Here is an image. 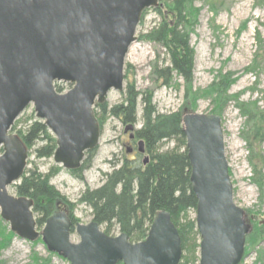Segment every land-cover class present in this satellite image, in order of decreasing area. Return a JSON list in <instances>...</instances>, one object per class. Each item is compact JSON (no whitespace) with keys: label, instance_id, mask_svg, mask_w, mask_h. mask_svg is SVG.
<instances>
[{"label":"water","instance_id":"water-1","mask_svg":"<svg viewBox=\"0 0 264 264\" xmlns=\"http://www.w3.org/2000/svg\"><path fill=\"white\" fill-rule=\"evenodd\" d=\"M158 5L159 0H0L1 217L17 236L32 242L41 237L49 251L70 264L181 261V238L166 211L155 213L144 241L132 243L125 233L109 236L91 221L74 224L79 241L73 243V222L64 210L46 218L38 231L34 201L9 192L27 168L28 147L12 128L30 104L56 137L53 159L64 169H79L99 145L94 107L111 91L124 90L125 59L137 40L141 15ZM59 82L72 87L59 93ZM183 125L197 198L199 264H240L252 227L234 201L221 117L185 109ZM129 131L133 124L126 126ZM143 145L139 141L140 152Z\"/></svg>","mask_w":264,"mask_h":264},{"label":"rangeland","instance_id":"rangeland-1","mask_svg":"<svg viewBox=\"0 0 264 264\" xmlns=\"http://www.w3.org/2000/svg\"><path fill=\"white\" fill-rule=\"evenodd\" d=\"M164 4L159 0L157 7L145 9L141 15L136 30L137 40L132 43L125 59L124 90L111 91L105 103L96 104L94 107L101 126V138L90 166L82 173L83 180L56 164L53 156L39 158L34 151L35 148L45 145L42 141H39L33 149L28 148L26 170L39 171L46 175L50 174L51 169L60 168L51 177L50 183L70 203L74 204V217L81 224H88L93 219L92 209L78 201L83 192L100 187L105 180V175L111 173L125 157L137 159V156L133 154H126L130 139L124 134L126 128L124 121L106 113H103L101 117L102 109L99 106H106L109 111L120 104L125 97L122 93L131 83L135 84L139 92L148 90L152 92L153 102L160 113L182 111L187 103L186 84L182 77L173 72L171 82L165 85L163 79H159L154 72L155 68L160 70L170 67L166 47L159 41L146 37L150 32L157 35L153 30L159 28L162 23H174V18L171 16L167 15L164 18L166 11ZM192 6L199 11L196 15L197 23L190 30V43L194 50L191 89L204 90L217 82L221 76L229 73H233L236 77V81L227 92L228 95L235 97L231 99L220 117L234 201L246 213H249L247 214L252 227L246 238L245 256L240 264H254L257 255L264 252L263 237V240L256 242L253 246L249 241L254 230L253 222L264 224V187L262 191L252 181L253 171L249 161L248 141L251 139L254 122L249 119L248 106H255L256 109L264 111V0H192L190 7ZM56 85L63 88L61 93L72 87V84L63 82ZM212 106L210 97L199 98L194 111H190L211 113ZM141 118L142 104L139 102L137 121L134 124L135 132L142 127ZM36 121L44 123L36 117L35 108L30 104L16 119L15 129L12 132L18 134L19 131H26ZM49 133L56 140L50 130ZM137 142L138 140L134 142L135 149H137ZM174 147V142L162 141L159 151L171 150ZM262 151L264 156V143ZM146 155L151 158L150 154L146 153ZM141 158L143 159V156ZM9 192L17 195L13 186L9 187ZM187 215L188 218L195 220L196 211L190 210ZM35 217L38 219L41 216L35 214ZM101 229L105 231L106 225H101ZM37 230L41 231L42 227L38 225ZM1 232L7 234L12 230L10 223L2 219L0 210ZM119 233V228L112 226L109 235L115 237ZM13 234L9 245L0 250V264H70L66 259L50 252L41 237L32 242ZM71 240L77 243L79 237L73 234ZM197 255L199 256V252Z\"/></svg>","mask_w":264,"mask_h":264},{"label":"trees","instance_id":"trees-1","mask_svg":"<svg viewBox=\"0 0 264 264\" xmlns=\"http://www.w3.org/2000/svg\"><path fill=\"white\" fill-rule=\"evenodd\" d=\"M161 1L165 3L164 18L167 15L171 16L174 18V23L164 22L159 28L153 30L157 35L150 32L151 35L149 33L146 37L157 40L166 47L170 67L160 70L155 68L154 72L159 79H163L165 85L171 82L173 72L184 79L187 101L184 109L194 111L199 98L210 97L213 103L211 114L221 116L225 107L235 97L228 95L227 92L236 81V77L233 73H229L221 76L217 82L204 90L191 89L194 50L190 43V30L197 23L196 15L199 10L193 6L190 7L192 0ZM56 89L58 92L63 90L57 85ZM122 95L125 96L124 100L109 111L106 106H99L102 109L100 116L103 117L102 114L106 113L124 122L135 124L140 102L142 127L135 132V141H143L146 153L151 155L150 161L144 165L141 155L134 160L125 157L111 173L105 175V180L100 187L87 189L78 201L92 209L93 221L99 225H106V234L109 235L112 226H117L120 233L127 234L132 242H139L147 237L157 211L168 212L178 229L182 242L183 254L179 264H199L197 255L200 247L199 232L195 220L188 218L187 215L188 211L196 210L197 198L191 188V166L187 157L183 125L184 109L168 114L160 113L153 102L152 92L149 90L139 92L134 83L128 84ZM248 113L249 119L254 122L251 139L248 141L249 161L253 171L252 181L263 191L264 111L256 109L255 106H248ZM14 129L15 126L12 131ZM18 134L29 149H33L39 141L45 143L42 147L35 148L34 152L39 158H50L54 155L57 147L56 140L44 123L36 121L26 131H19ZM162 141H172L175 147L171 150L159 151ZM94 151L86 154L79 170L71 171L78 179L83 180L82 173L90 166ZM59 170L60 168H53L50 174L46 175L39 171L26 170L21 181L13 185L17 195L34 201L33 211L41 216L37 219V224L41 227L44 226L46 218L61 206L68 207L71 217L79 221L73 214L74 204L70 203L50 183L51 177ZM247 213L246 220L250 224L249 213ZM253 223L254 230L249 239L251 246L264 238V224ZM13 235L12 232L0 233V250L9 245ZM254 264H264L263 251L257 255Z\"/></svg>","mask_w":264,"mask_h":264},{"label":"flooded vegetation","instance_id":"flooded-vegetation-1","mask_svg":"<svg viewBox=\"0 0 264 264\" xmlns=\"http://www.w3.org/2000/svg\"><path fill=\"white\" fill-rule=\"evenodd\" d=\"M123 124H124V126H126L128 124V122H123ZM124 134H126V135H128L130 137V132H128V133H125L124 132ZM128 143H129L128 144V148L130 150V154H133L135 156H138L139 153L137 152V149H135L134 142L133 141H130ZM59 208H62L68 214V216L70 217V219L72 220V222H73L72 231H73L74 230V224L76 223V221L71 217V213H70L68 207L66 208L65 206H61Z\"/></svg>","mask_w":264,"mask_h":264},{"label":"bare ground","instance_id":"bare-ground-1","mask_svg":"<svg viewBox=\"0 0 264 264\" xmlns=\"http://www.w3.org/2000/svg\"><path fill=\"white\" fill-rule=\"evenodd\" d=\"M16 245V244H15Z\"/></svg>","mask_w":264,"mask_h":264}]
</instances>
